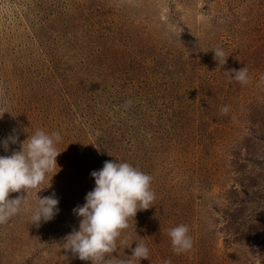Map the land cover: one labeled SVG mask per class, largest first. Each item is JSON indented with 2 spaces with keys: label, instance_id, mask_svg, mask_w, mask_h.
Here are the masks:
<instances>
[{
  "label": "rangeland",
  "instance_id": "1",
  "mask_svg": "<svg viewBox=\"0 0 264 264\" xmlns=\"http://www.w3.org/2000/svg\"><path fill=\"white\" fill-rule=\"evenodd\" d=\"M243 67L249 82H229ZM38 129L60 133V170L10 193L25 198L0 224V264H92L64 242L108 160L150 175L156 198L103 264L137 242L150 259L135 264H264V0H0V141ZM53 193L58 214L31 224ZM181 224L194 243L177 255Z\"/></svg>",
  "mask_w": 264,
  "mask_h": 264
},
{
  "label": "clouds",
  "instance_id": "2",
  "mask_svg": "<svg viewBox=\"0 0 264 264\" xmlns=\"http://www.w3.org/2000/svg\"><path fill=\"white\" fill-rule=\"evenodd\" d=\"M214 60L225 65L227 58L222 48L211 49ZM241 85L249 82L248 69H231L224 71ZM126 103L130 104L131 101ZM229 111L227 106L221 108L222 114ZM62 140L59 132L51 133L38 129L23 142L19 135L10 134L0 141L5 152L11 144L20 143V149L11 155H0V224L7 223L18 214L25 196L10 198V193L38 190V193L51 186L45 184L49 173L52 177L60 170L57 157L62 151L56 144ZM59 169L58 171L56 169ZM95 179V187L85 197V203L73 209L80 219L79 230H73L65 237L64 249L78 256L80 260L91 261L92 264H103L106 254L117 250V241L123 230L130 227V220H135L137 213L154 206L155 192L152 190V177L127 162L105 161L100 170L91 172ZM39 196V195H38ZM59 199L55 193L40 197L38 207L34 210L31 224L40 226L41 222L51 221L59 212ZM189 227L181 224L169 230L173 251L179 255L193 248V239L189 235ZM120 245L131 247L126 240ZM150 259L148 247L137 242L129 258L119 264H135L137 260ZM166 264H171L167 261Z\"/></svg>",
  "mask_w": 264,
  "mask_h": 264
}]
</instances>
